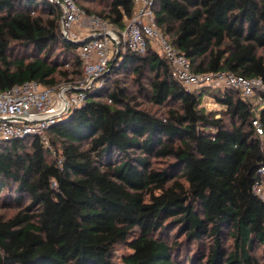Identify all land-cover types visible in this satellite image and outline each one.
Masks as SVG:
<instances>
[{"label":"trees","instance_id":"1","mask_svg":"<svg viewBox=\"0 0 264 264\" xmlns=\"http://www.w3.org/2000/svg\"><path fill=\"white\" fill-rule=\"evenodd\" d=\"M93 1L103 10L90 13ZM77 4L120 27L134 14V0ZM154 11L194 72L264 82V0H155ZM18 47L30 53L16 55ZM77 48L47 0H0L1 90L77 81ZM126 76L165 110L143 108L121 85ZM104 79L49 129L51 147L37 138L0 142V204L18 210L0 215V264H261L252 252L258 244L264 259V201L252 187L264 167V136L240 91L189 92L152 50L112 61ZM207 93L221 116L201 107ZM259 121L264 130V109ZM173 230L181 241L170 240ZM119 244L131 250L121 263Z\"/></svg>","mask_w":264,"mask_h":264},{"label":"built area","instance_id":"2","mask_svg":"<svg viewBox=\"0 0 264 264\" xmlns=\"http://www.w3.org/2000/svg\"><path fill=\"white\" fill-rule=\"evenodd\" d=\"M60 10L61 30L66 41L78 43L76 54L82 64L80 81L46 87L37 81L0 89V142L37 138L44 147H51L48 131L64 120L87 101L88 94L99 91L105 84V75L112 61L127 52L145 54L157 52L169 63L172 76L187 91L197 88H232L255 111L253 125L260 136H264L259 121L264 109V91L261 78H247L228 71L194 72L190 60L173 46L158 27L155 17V0H134V14L120 27L109 19L88 15L77 0H47ZM119 52L118 58L117 53ZM257 98V102H255ZM261 178L253 184L252 191L264 201V167Z\"/></svg>","mask_w":264,"mask_h":264},{"label":"rangeland","instance_id":"3","mask_svg":"<svg viewBox=\"0 0 264 264\" xmlns=\"http://www.w3.org/2000/svg\"><path fill=\"white\" fill-rule=\"evenodd\" d=\"M103 7L99 1H93L89 4V10L91 11L90 13H98L100 11L103 10ZM88 15H91L89 13H87ZM18 49H20L18 52ZM17 52L16 55L20 54H28L29 52H25V49H22L20 47L17 48L16 50ZM54 57L60 62L63 63L64 59H66L65 55H64V51L60 48V47H55L54 48ZM60 69H66L65 66H63L61 64ZM82 77H80L79 79H77V81H80ZM144 88L146 90H148V85H147V81H144ZM66 84V83H65ZM121 85H125L126 87H128L131 96L137 98V102L140 103L142 105L143 108L150 110L152 113H162L165 110V107H160V106H156L154 104H152L150 102L149 97L147 96V94L145 93V95L140 93V86L139 84L135 81V77L132 76H126L124 78H122L121 80ZM210 87H202V88H197L196 90H194L193 92L195 93H202L204 90L209 89ZM212 89V88H211ZM211 94H205L204 97L202 98V104L201 107L206 110L207 113H213L215 114L217 117L222 115V112L224 111V108L219 105L212 96H210ZM255 102H257V98H255L254 100ZM18 210L14 209V208H10V207H4L2 204H0V215L2 217H6L9 218L11 216H13L15 213H17ZM181 234L176 231L173 230L170 232V240L171 241H181L182 238ZM224 243L226 246L227 250H233V241L232 239H230L228 236L225 237L224 239ZM197 248V244L196 242L192 245V250H196ZM114 256L115 259L118 261V263H121V258L123 255L131 253V250L125 245V244H119L117 245V247L115 248V252H114ZM253 256H255L257 258V260L262 264L264 263V259H263V255H262V248L256 244L254 246V250L252 252Z\"/></svg>","mask_w":264,"mask_h":264},{"label":"water","instance_id":"4","mask_svg":"<svg viewBox=\"0 0 264 264\" xmlns=\"http://www.w3.org/2000/svg\"><path fill=\"white\" fill-rule=\"evenodd\" d=\"M90 39H91V38L85 39L84 41L78 43V45L83 44V43L89 41ZM118 56H119V52L117 53V56H116V57L118 58ZM115 60H117V59H115ZM115 60H114V61H115Z\"/></svg>","mask_w":264,"mask_h":264}]
</instances>
